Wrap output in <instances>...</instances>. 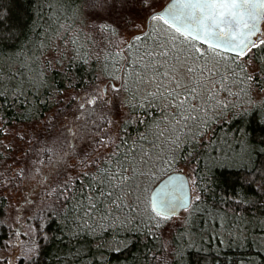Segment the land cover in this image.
Masks as SVG:
<instances>
[{
	"label": "trees",
	"instance_id": "16d2710c",
	"mask_svg": "<svg viewBox=\"0 0 264 264\" xmlns=\"http://www.w3.org/2000/svg\"><path fill=\"white\" fill-rule=\"evenodd\" d=\"M122 1L63 0L61 14L65 28L71 26V36L77 43L56 39L48 41L41 51L36 45L45 38L38 31L39 17L48 10L44 0H0V49L10 56L15 53L31 57L27 63L35 61L43 72L42 86L26 89L23 96H9L6 103L0 98V264H3L1 253L9 248L10 238L16 234L4 224L7 207L1 175L2 162L7 158L1 144L4 130L52 116L57 122L45 135L49 141L45 145L46 155L55 152L63 155L69 148V126L76 127L82 135L79 140L83 141L82 138L96 135L117 119L113 140L118 144L121 137H131V144L142 132L149 133L139 123L145 109L131 107L130 93L123 87L125 80L131 85L133 79L129 59L135 58L136 50L128 45L134 37L148 33L149 44L166 40L170 48L175 45V52L190 53L193 57H198L195 49L199 48L210 66H217L221 56H231L224 53L217 56L210 48L186 40L162 20H151L143 33L132 36L119 50L118 28L102 23L92 29L86 11L99 4L109 6ZM117 52L121 54L119 57L115 55ZM14 61L12 71L20 63L15 56ZM196 62L201 63L199 59ZM255 67L254 60L248 71L254 72ZM139 87L144 91L152 86L145 83ZM201 104L200 115L209 120L206 135L192 138L191 133L196 131L192 128L190 132L184 130L177 143H172L171 136L161 137L157 147L142 142L148 156L138 163L137 174L121 194L125 207L116 213L115 220L75 219L65 211L70 193L61 196V190L35 215L31 241L35 249L28 256L22 250L17 264H264V92L255 87L241 91L234 84L231 95L221 90ZM150 119L163 120L159 108L153 109ZM157 131L152 127L149 141L156 139ZM212 140L216 143H210ZM227 144L232 145L231 149ZM113 148L111 143L108 152L94 157L88 170L72 178L68 185L74 183L79 188L77 178L85 172L94 173L96 162L103 161ZM184 168L192 172L199 200L191 204L183 225L175 230L172 258L167 261L163 232L173 217L165 219L152 212L146 195L165 175L182 172Z\"/></svg>",
	"mask_w": 264,
	"mask_h": 264
},
{
	"label": "snow or ice",
	"instance_id": "6c2138e0",
	"mask_svg": "<svg viewBox=\"0 0 264 264\" xmlns=\"http://www.w3.org/2000/svg\"><path fill=\"white\" fill-rule=\"evenodd\" d=\"M141 2L150 7L149 0ZM44 3L48 10L39 17L41 23L38 31L45 38L39 41L36 48L42 51L48 41L54 42L56 39L63 43L76 44L77 39L71 36V26L65 28L61 14L63 0H44ZM151 19L162 20L186 40L207 43L217 56L221 52L232 55L221 56L217 66H210L203 59L204 53L199 48L195 49L198 57H193L190 53L185 55L175 52V45L170 48L169 41L166 40L149 44L151 37L148 33L134 37L133 42L128 45L136 50L135 58L129 59L133 79L131 85L125 80L123 87L130 93V106L134 109H145L144 118L139 123L144 124L149 133L142 132L131 144V137H121L118 144L111 141L114 144L113 151L103 161L96 162L94 173L85 172L82 177L77 178L79 188H75L74 183L69 186L65 182L61 196L64 192L70 193L66 198L68 202L65 204V211L75 219L117 218L116 213L125 207L121 194L128 181L137 174L138 163L144 156H148L142 142L157 147L161 137L171 136L174 137L172 143H177L180 141V134L184 130L190 132L192 128H196L191 133L192 138L206 135L205 129L208 128L209 120L200 115L203 110L201 101L210 100L221 90L231 95L234 84H238L241 91L255 87L264 92V38L253 39L261 34L259 25L264 20V0H173L165 12L154 14ZM135 41L143 43L136 44ZM115 55L119 57L121 54L117 52ZM14 56L20 63L12 71ZM30 58L16 56L15 53L10 56L0 49V98L5 103L9 96H23L26 89L30 91L43 85V72L35 61L27 63ZM188 59L193 62L187 63ZM197 59L201 63H197ZM254 60L255 71L249 72L248 68ZM145 83L152 87L150 90L141 91L139 86ZM155 108L160 109L163 120L150 119ZM164 120L168 123L164 124ZM190 121H195V124L189 123ZM198 125L200 126L197 127ZM152 127L158 131L155 133L156 139L149 141L148 135L151 134ZM185 135L187 137V133ZM210 143L215 144L216 141L212 140ZM231 147V144H227V148ZM162 206L166 211L160 212L157 209V215L167 219L170 214H175L174 207L171 213L167 211L170 207L169 201L162 202ZM178 206L187 211L191 202L181 200Z\"/></svg>",
	"mask_w": 264,
	"mask_h": 264
},
{
	"label": "rangeland",
	"instance_id": "374dc122",
	"mask_svg": "<svg viewBox=\"0 0 264 264\" xmlns=\"http://www.w3.org/2000/svg\"><path fill=\"white\" fill-rule=\"evenodd\" d=\"M130 1L132 3H129ZM167 1L149 0L150 7H146L141 0H124L122 4L113 3L109 6L99 4L96 8H91V11H86V15L92 29L95 24L102 23L118 28L117 38L120 50L132 36L146 30L149 15L161 9ZM260 38H264V20ZM107 87L103 86L106 90ZM113 118L111 117V120ZM55 121L57 122L54 117L48 116L39 122L12 125L4 130V136L1 138V144L7 155L2 162L4 167L1 170L2 192L7 200L4 224L16 233L10 238L9 248L1 253L3 264H17L22 250L28 253V256L30 250L35 249L31 242L34 237L32 229L35 215L50 202L52 196L62 190L66 181L69 183L72 178L88 170L94 157L110 150L109 142L114 139L118 127V120L115 119L96 135L82 138L83 141H80L81 133L76 131L74 125H71L68 127L70 134L67 139L68 150H65L63 155L55 152L47 156L45 145L49 141H46L45 135ZM182 172L190 177L191 204H193L198 195L192 184V172L187 168H184ZM149 191L146 195V203L150 209ZM187 213L188 210L171 218L167 223V229L163 232L167 261L172 258L170 256L173 251L172 237L175 230L183 225V218ZM22 246L24 248H21ZM15 249H19L17 255Z\"/></svg>",
	"mask_w": 264,
	"mask_h": 264
},
{
	"label": "water",
	"instance_id": "95a60500",
	"mask_svg": "<svg viewBox=\"0 0 264 264\" xmlns=\"http://www.w3.org/2000/svg\"><path fill=\"white\" fill-rule=\"evenodd\" d=\"M173 3V0H168L161 9L156 12H153L147 18L146 26L148 27L151 21V16L154 14H162L165 12L169 6ZM263 20L260 22V31L261 25ZM261 34L257 37H253V39H260ZM202 46L208 47L207 43L197 42ZM224 54L232 55L231 53L221 52ZM181 200H188L191 202V184H190V177L181 172V171H174L163 178H161L149 191L148 194V202L149 207L152 212L157 214V209L160 212L166 211V209L162 206V202L169 201L170 207L167 209L169 213H171L172 208H175V214L169 216L177 217L179 216L184 210L183 207L178 206Z\"/></svg>",
	"mask_w": 264,
	"mask_h": 264
}]
</instances>
